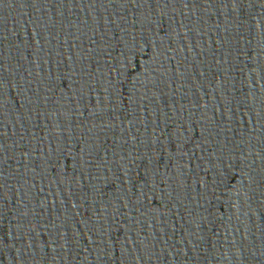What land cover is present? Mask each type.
Wrapping results in <instances>:
<instances>
[{
    "label": "water",
    "instance_id": "obj_1",
    "mask_svg": "<svg viewBox=\"0 0 264 264\" xmlns=\"http://www.w3.org/2000/svg\"><path fill=\"white\" fill-rule=\"evenodd\" d=\"M0 264H264V0H0Z\"/></svg>",
    "mask_w": 264,
    "mask_h": 264
},
{
    "label": "snow or ice",
    "instance_id": "obj_2",
    "mask_svg": "<svg viewBox=\"0 0 264 264\" xmlns=\"http://www.w3.org/2000/svg\"><path fill=\"white\" fill-rule=\"evenodd\" d=\"M234 2H235V0H234ZM107 125H105V127H106Z\"/></svg>",
    "mask_w": 264,
    "mask_h": 264
}]
</instances>
